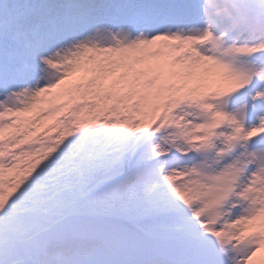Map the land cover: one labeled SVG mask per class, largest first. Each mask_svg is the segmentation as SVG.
Returning <instances> with one entry per match:
<instances>
[{"label": "snow or ice", "instance_id": "6c2138e0", "mask_svg": "<svg viewBox=\"0 0 264 264\" xmlns=\"http://www.w3.org/2000/svg\"><path fill=\"white\" fill-rule=\"evenodd\" d=\"M0 264H264V0H0Z\"/></svg>", "mask_w": 264, "mask_h": 264}]
</instances>
